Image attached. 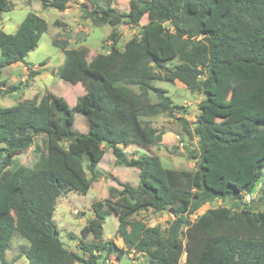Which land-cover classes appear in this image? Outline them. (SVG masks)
Masks as SVG:
<instances>
[{
  "label": "trees",
  "instance_id": "16d2710c",
  "mask_svg": "<svg viewBox=\"0 0 264 264\" xmlns=\"http://www.w3.org/2000/svg\"><path fill=\"white\" fill-rule=\"evenodd\" d=\"M41 3L43 9L65 11L69 0ZM82 9L96 25L120 18L139 26L145 16L148 22L124 50L112 46L90 61L87 47L53 43L65 55L55 74L85 90L74 107L49 92L39 101L0 107V263L16 233L29 244L28 264H100L103 253L118 252L121 258L129 251L147 254L150 264H264V211L243 202L264 175V0H133L128 13L97 4ZM11 10V0H0V23ZM47 30L34 13L14 34L0 30V77L7 67L25 62ZM176 59L175 67H167ZM27 70L30 77L40 75ZM161 80L179 81L205 96L194 129L180 118L185 132L198 139L194 171L166 169L157 155L125 150L136 140L162 141L164 129L144 125L143 118L185 110L153 86ZM18 89H1L0 95ZM75 114L87 119V133L75 129ZM40 136L45 152L36 162L18 173L7 170L18 166L14 157ZM107 149L116 166L139 171V185L118 181L122 189H110L113 200L92 204L94 218L81 230L86 258L64 246L53 217L62 195H86L105 177L98 165ZM215 200H231L234 209L210 208L188 220ZM258 201L264 206V191ZM149 210L175 219L164 232L133 219ZM112 214L126 249L104 240L103 226ZM89 236L96 243L86 244Z\"/></svg>",
  "mask_w": 264,
  "mask_h": 264
},
{
  "label": "rangeland",
  "instance_id": "374dc122",
  "mask_svg": "<svg viewBox=\"0 0 264 264\" xmlns=\"http://www.w3.org/2000/svg\"><path fill=\"white\" fill-rule=\"evenodd\" d=\"M91 1L101 7L114 8L120 13H128L133 7V0H69L67 9L59 11L55 8L43 9L41 0H11L12 10L3 13L0 30L8 34H14L28 13H34L43 18L48 24V30L43 34L38 47L27 56L25 62L2 71L0 90L8 89L12 86H18L19 89L11 94H1L0 107H12L25 100L36 99L39 101L47 92L62 97L70 108L74 107L77 98L82 96L85 90L82 84L72 85L55 74L64 63L65 55L53 43L58 42L59 46H61L66 42L67 49L87 47L89 49L88 61H90L98 54H108L112 46L119 50H124L126 44L138 36L141 27L148 22L145 16L139 26H132L125 19L120 18L113 20V25H96L91 19L84 17L82 9V5L94 7ZM112 33L114 34L113 37L108 39ZM178 63L179 61L176 59L168 63L167 67L173 68ZM27 67H30L33 71L40 72V75L30 77L29 71H25ZM2 82L5 83L4 87H2ZM153 86L166 91V95L171 98L173 104L184 107L186 111L143 118L144 125L164 129L165 136L157 144L136 140L132 142L133 144H129L125 150L128 154L137 151L139 153L157 155L166 169L194 171L196 162L191 157L193 155L199 156L198 139L194 136H189L185 132L180 118L187 120L190 127L194 129V124L199 114L197 106L205 99V96L199 93H192L179 81L172 83L161 80L154 82ZM135 90L140 91L138 88ZM151 98L153 102L158 101L157 96L153 93H151ZM74 127L81 133H87L89 123L82 115L75 114ZM36 145L44 149L38 150L35 148ZM60 146L67 147V142H61ZM43 151L45 152V147L42 146V137L40 136L36 138L31 149L18 153L14 157L15 164L18 166L9 167L7 170L18 173L25 167H31ZM107 151L108 153L101 165V168L109 171V173H105V182L101 184L100 182H95L86 195L75 191L62 195L56 202L53 217V221L59 230L60 240L64 246L86 258L89 254L80 250L81 230L94 218L92 204L113 200L110 189L112 187L118 190L122 189L118 181L129 183L134 187L139 185V171L124 166H116V164L114 166L112 161L115 158L112 151L109 149ZM88 176L91 177L89 173ZM263 191L264 175L258 188L252 194V199L258 201ZM260 203L259 208L264 211V206L262 202ZM222 206L233 208V202L231 200H215L213 203L201 207L196 214L188 216V220H196L199 215L208 209ZM133 219L143 221L149 227H160L164 232L169 228L174 217L169 212H142L137 216H133ZM118 226L119 220L116 215L112 214L107 217L103 226L104 240L113 242L118 249H126L122 239L117 234ZM184 232L185 229L183 234ZM84 242L89 245L96 243V240L89 236ZM9 245L5 259L0 264H28V260L24 255L29 245L28 242L14 233ZM118 257V252H114L109 256L103 253L99 263L107 264L106 261L108 260L109 264H150V256L134 251L121 255V258ZM185 260L186 253L183 254L181 262Z\"/></svg>",
  "mask_w": 264,
  "mask_h": 264
},
{
  "label": "crops",
  "instance_id": "0c3cea01",
  "mask_svg": "<svg viewBox=\"0 0 264 264\" xmlns=\"http://www.w3.org/2000/svg\"><path fill=\"white\" fill-rule=\"evenodd\" d=\"M19 64V63H18ZM16 65V64H15ZM12 66H14V65H12ZM11 67V66H10ZM8 68V67H7ZM25 71H27V69L25 68ZM57 72V71H56ZM55 72V73H56ZM164 136H165V134H164ZM163 136V137H164ZM131 144V143H130ZM133 144V143H132ZM129 146V145H128ZM108 153V151H106V153H105V155H104V157H103V159H102V161L99 163V165H98V170L100 171V172H102V173H109V171H107V170H105V169H103V168H101V165H102V163L104 162V159H105V156H106V154ZM110 163H111V161H109ZM112 163H113V165L115 166V160H113L112 161ZM138 174H139V172H138ZM98 182H100V184L101 183H103V182H105V177H103V178H101Z\"/></svg>",
  "mask_w": 264,
  "mask_h": 264
},
{
  "label": "built area",
  "instance_id": "2783aa9c",
  "mask_svg": "<svg viewBox=\"0 0 264 264\" xmlns=\"http://www.w3.org/2000/svg\"><path fill=\"white\" fill-rule=\"evenodd\" d=\"M243 202L244 203H251L252 202V195L251 194H245L244 195V198H243ZM147 212H153V211L152 210H149ZM75 213H77V212H75ZM172 216L174 217V215H172ZM174 219H175V217H174ZM106 263L109 264V261L107 260Z\"/></svg>",
  "mask_w": 264,
  "mask_h": 264
},
{
  "label": "water",
  "instance_id": "95a60500",
  "mask_svg": "<svg viewBox=\"0 0 264 264\" xmlns=\"http://www.w3.org/2000/svg\"><path fill=\"white\" fill-rule=\"evenodd\" d=\"M173 105V104H172ZM261 205L260 202H251L252 207H259Z\"/></svg>",
  "mask_w": 264,
  "mask_h": 264
}]
</instances>
